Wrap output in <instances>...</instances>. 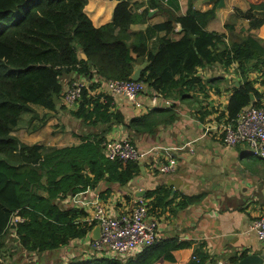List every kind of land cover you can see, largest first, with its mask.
Masks as SVG:
<instances>
[{
    "label": "trees",
    "instance_id": "trees-1",
    "mask_svg": "<svg viewBox=\"0 0 264 264\" xmlns=\"http://www.w3.org/2000/svg\"><path fill=\"white\" fill-rule=\"evenodd\" d=\"M87 1L0 0V248L13 229L20 250L25 249L34 262L43 256L42 264L174 263L175 251L191 246L190 242L161 239L128 258L94 254H80L68 261L58 258L56 253L62 247L88 238L94 225L83 220L87 216L84 209L64 206L67 196L95 188L102 181L125 185L138 174L139 164L107 157L104 134L111 125L99 135L80 136L78 145L63 147L28 145L14 132L25 113L31 114L30 132L46 123L47 114L43 115V122L32 124V119L38 117L36 106L52 112L64 110L62 97L69 84L64 83V78L73 73L88 79L95 72L103 80H130L138 67L133 53L138 57L147 53L148 64L140 80L164 96L178 94L180 98L195 87L202 90L204 83L196 75L198 67L215 63L229 67L237 63L243 79L233 88L227 106L229 120L235 123L243 108L264 107V46L252 35L235 29L239 17L248 19L249 33L259 28L264 23V0H247L250 6L246 11L235 7L226 22L228 34L205 29L215 17V8L178 17L181 38L173 40L166 34L159 39L157 49L149 52L142 44L129 45L127 38L131 24L145 19L150 6H157L159 0H148L149 6L140 14L130 0H119L113 21L100 27L94 26L86 14ZM149 28L170 33L174 26L167 20ZM81 51L87 59L80 55ZM252 70L260 76L250 78ZM96 86L93 83L85 88L77 108L69 109V113L92 125L124 123L122 113L111 109L109 95H104L105 99H101L103 93L91 95L89 91ZM171 119L169 109L152 110L144 117L133 118L126 126L134 131H150L158 120ZM104 193L109 194L110 190ZM158 200L165 204L164 197ZM14 215L23 220L14 223ZM248 254L247 250L235 253L230 264ZM206 260L200 246L187 264H206Z\"/></svg>",
    "mask_w": 264,
    "mask_h": 264
},
{
    "label": "crops",
    "instance_id": "crops-1",
    "mask_svg": "<svg viewBox=\"0 0 264 264\" xmlns=\"http://www.w3.org/2000/svg\"><path fill=\"white\" fill-rule=\"evenodd\" d=\"M130 1L139 14L149 6L147 0ZM224 1L225 4L219 6V0H159L157 6H150L145 19L131 24L127 42L132 46L144 45L146 52L155 51L164 35L173 40L181 38L183 32L178 17L212 8L216 9V14L205 29L228 34L226 22L233 15L234 8L246 11L250 5L247 0ZM118 2L88 0L84 10L94 26L100 27L113 21ZM167 20H171L174 26L170 33L149 28ZM248 28V19L239 17L235 23L236 31L252 35L264 46V23L250 33ZM83 54L81 51L82 57ZM133 56L137 57L138 66L143 69L147 66V53L139 57L133 53ZM196 75L205 84L202 90L195 87L180 98L178 94L164 96L145 83V89L135 102H131L125 97L110 95L105 80L99 79L95 72L92 79L77 77L73 73L64 78L66 85L78 78L87 81L86 89L96 83V88L89 91L91 95L103 93L101 99L109 95L111 109L122 113L124 123L99 122L92 125L83 123L71 113L64 114L63 110L52 112L36 106L39 114H47L46 123L30 133L25 130L28 134L19 137L28 145L63 147L78 145L80 136L99 135L111 125V129L104 134L105 142L129 138L140 152L136 161L139 164L138 174L125 185L102 181L95 188L68 195L64 206L84 209L89 215L94 206L101 203L110 214H121L132 209L139 198H144L150 216L159 221V240L177 238L191 243V246L175 251L176 262L162 260L156 264H187L200 246L207 257L206 264H230V258L235 253L247 250L249 254H260L264 250V242L251 229L253 221L264 212V157L254 155L245 143L229 146L222 140L225 128L233 124L227 109L230 95L243 79L238 64L224 67L215 63L198 67ZM259 76L257 70L249 72L250 78ZM256 86L262 88L260 83ZM68 108L76 109L77 105ZM168 109L172 114L171 121L158 120L150 131H134L126 126L133 118L144 117L152 110ZM54 121H60L65 127L55 129ZM41 137L44 139L41 140ZM171 157L176 159V170L163 172L162 165ZM108 189L110 193H104ZM153 192L155 195L150 196ZM158 197H164L165 204H160ZM75 243L77 241L62 247L56 256L68 261L86 250V255L92 254L87 245Z\"/></svg>",
    "mask_w": 264,
    "mask_h": 264
},
{
    "label": "built area",
    "instance_id": "built-area-1",
    "mask_svg": "<svg viewBox=\"0 0 264 264\" xmlns=\"http://www.w3.org/2000/svg\"><path fill=\"white\" fill-rule=\"evenodd\" d=\"M105 83L110 95L122 96L131 102H135L146 87L143 80L106 79ZM87 87V81L82 78L72 80L63 93L62 103L68 107L77 105ZM222 140L229 146L245 143L254 155L264 157V107L249 105L243 108L235 123L225 128ZM104 151L110 159L137 161L140 158L138 148L127 137L105 142ZM161 170L166 173L174 172L176 159L171 157L162 165ZM19 220L23 219L14 215L12 221L16 223ZM83 220L94 224L93 229L99 224L100 236L92 239V229L88 238L75 240V245H87L94 255L133 257L159 240V221L150 216L149 206L144 198H139L132 209L121 214H110L103 204L98 203ZM251 229L264 242V212L253 221ZM84 240L86 242H82ZM23 251L28 255L25 249ZM85 253H88L87 250Z\"/></svg>",
    "mask_w": 264,
    "mask_h": 264
},
{
    "label": "rangeland",
    "instance_id": "rangeland-1",
    "mask_svg": "<svg viewBox=\"0 0 264 264\" xmlns=\"http://www.w3.org/2000/svg\"><path fill=\"white\" fill-rule=\"evenodd\" d=\"M148 3V0H147ZM69 109H73V108H68L66 107L63 112L64 114H68L69 113ZM38 111V110H37ZM31 117V114L29 113H25L23 114V118H21L20 121V125L18 126L17 130L14 132L15 135H17L18 137L25 135V130L28 131V133H30L29 129V118ZM66 117V116H64ZM43 116L41 114L38 113V117L32 119V124H40L41 122H43ZM67 121V119L65 120ZM67 125V124H66ZM65 125H62L59 121V123H56L54 121L53 127L56 129L57 127H61ZM19 133V135L17 134ZM27 133V134H28ZM44 138L41 137V140H43ZM135 146V144H133ZM20 245L16 239V236L14 235V230L11 229L8 232V235L5 238V243L4 246L0 248V258L2 259V261H0V264H27L30 262L33 263H39L42 264L44 257L43 256H38V260L37 261H31L32 258L29 255H26L24 251L20 250ZM23 250V249H22ZM86 255V253L82 254L81 256ZM86 256H91V255H86Z\"/></svg>",
    "mask_w": 264,
    "mask_h": 264
},
{
    "label": "water",
    "instance_id": "water-1",
    "mask_svg": "<svg viewBox=\"0 0 264 264\" xmlns=\"http://www.w3.org/2000/svg\"><path fill=\"white\" fill-rule=\"evenodd\" d=\"M225 4L224 0H219V6H223ZM84 57H87L86 54H83ZM143 67L138 66L133 72L131 79L134 81H138L141 79ZM251 99H254V95L251 94ZM101 227L100 225H96L95 228L91 232L92 239H98L100 236ZM236 264H264V250L260 254H248L245 257L241 258Z\"/></svg>",
    "mask_w": 264,
    "mask_h": 264
}]
</instances>
